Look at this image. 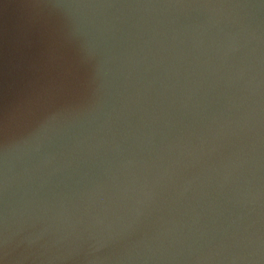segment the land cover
<instances>
[{"label":"water","instance_id":"95a60500","mask_svg":"<svg viewBox=\"0 0 264 264\" xmlns=\"http://www.w3.org/2000/svg\"><path fill=\"white\" fill-rule=\"evenodd\" d=\"M0 264H264V0H0Z\"/></svg>","mask_w":264,"mask_h":264}]
</instances>
